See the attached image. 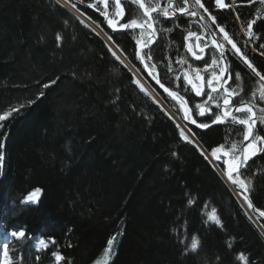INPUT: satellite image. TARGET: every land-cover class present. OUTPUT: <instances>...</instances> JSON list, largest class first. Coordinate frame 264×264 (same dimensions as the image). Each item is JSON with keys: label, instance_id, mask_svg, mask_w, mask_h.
<instances>
[{"label": "trees", "instance_id": "1", "mask_svg": "<svg viewBox=\"0 0 264 264\" xmlns=\"http://www.w3.org/2000/svg\"><path fill=\"white\" fill-rule=\"evenodd\" d=\"M175 2L183 5V0ZM225 2L231 8L219 10L213 2L210 10L229 31L241 33L237 12L245 22L260 17L254 31L261 38L255 44L264 43V4ZM123 3L128 18L139 16L137 5ZM79 8L133 64V37L139 33H112L99 11ZM160 20L158 28L173 31L160 33L153 54L179 67L183 37L200 24L190 16ZM57 34L63 37L60 47ZM246 39L241 34L242 49L264 68V56L253 52V44L244 45ZM239 66L246 73L248 99L254 85L246 67ZM57 78L51 87H41ZM40 91L45 95L37 100ZM161 96L171 109L175 103ZM29 100L35 103L0 122V231L24 228L32 237L24 244L13 242L19 264H40L37 255L51 264V246L40 252L34 246L49 237L69 264H95L113 236L109 264H218L217 257L219 264H239L235 257L241 251L252 264H264V229L248 219L218 171L180 138L160 106L132 83V74L105 41L57 0H0V114ZM238 128L226 123L192 130L210 149L226 138L241 139ZM256 134L264 135V124L258 123ZM254 172L259 174L252 199L264 208V153L249 161L244 174ZM37 187L42 190L39 201L22 204L23 196ZM189 194L197 198L192 207ZM212 208L223 229L205 223ZM193 235L200 247L184 254L178 240L190 243Z\"/></svg>", "mask_w": 264, "mask_h": 264}, {"label": "snow or ice", "instance_id": "2", "mask_svg": "<svg viewBox=\"0 0 264 264\" xmlns=\"http://www.w3.org/2000/svg\"><path fill=\"white\" fill-rule=\"evenodd\" d=\"M77 2L83 3L84 0H77ZM77 2L57 0V4L61 7H70L79 13L80 17L84 18L80 22L86 27L95 25L96 28L103 31L101 25L92 21L91 17L86 16L77 7ZM213 2L219 10L231 8V5L227 4L225 0H203V2L202 0H194V4H190V0H183L182 6L174 0H166V2L164 0H131V4L138 5L139 9L142 10V15L128 18V9L125 8L122 0H92L91 3L87 4V7L99 11L104 16L108 27L112 28L114 32L139 31V35L134 36L133 39L135 40V59L141 67L132 65L129 68V65L125 64L127 55L112 36H108L106 41L109 52L125 68H129L132 73V83L154 104L160 105L161 111L176 124L180 131V138L184 142L194 145L201 156L218 171L222 179L240 197L241 205L244 207L248 219L256 223L260 229H264V208L257 206L252 199L254 177L259 173L254 172L251 176L244 174L249 167V161L264 153V135H257L255 132L258 123L264 124V68H259L253 62V58L249 57L240 45L242 34L247 37L244 40V45L253 44V52L264 56V43L255 44V41L261 38L254 31V25L260 17L245 22L242 19V14L237 12L236 20L240 21L242 25L241 33L230 32L228 24L222 23L221 17L214 15L210 10ZM246 2L251 4L252 0H246ZM260 3L264 4V0H260ZM100 4L104 5L103 11L99 8ZM194 8L196 10H193ZM201 9L206 15L200 14L199 10ZM186 16L198 17L199 21H202L200 32L187 31L183 37V46L193 61L199 62L203 67L194 68L192 64H189V68L181 74L173 68L170 58H168V63L164 64L165 58L158 59L153 54V50L154 46L159 43L161 32L171 33L173 31L172 28H158L157 25L161 24L160 18L163 17V20L167 22L173 19H183ZM86 20L90 23H85ZM193 37L196 40L195 45L191 42ZM55 39L57 46H62L63 37L57 34ZM176 63L183 65L187 64L188 60L182 55ZM240 64L246 67L249 79L254 85L250 90V98L248 99H245L246 96H249V90L244 85L246 73L244 68L239 66ZM142 73H146L167 97L175 101L171 110L163 106L161 102L163 97L156 92V89H153L155 95L145 89L141 83ZM191 73H195V75L193 76ZM58 79L44 83L41 87L47 89L56 84ZM173 80L175 81L174 88L171 86ZM44 95L45 92L40 91L36 99L39 100ZM33 103L35 101L29 100L26 104H20L4 111L0 114V122L12 117L15 113L21 112L24 107L31 106ZM176 105L179 106L178 109ZM229 122L234 126H239L236 134L242 135V139L230 140L226 138L225 142L212 146L210 149L202 145L196 132L189 127V125H194L195 128L203 131ZM2 146L0 145V147ZM172 154L173 156L177 155L176 152ZM41 191V188L38 187L33 189L23 196L20 202L25 205L37 203ZM196 203L197 198H192L189 194L188 206L192 207ZM204 207L207 208V205L205 204ZM205 215V223L214 224L221 229L224 228L215 208L206 212ZM173 231L175 232L176 229L174 228ZM31 239L32 237L27 234L24 228L9 230L6 241L0 244V264H19V260L22 258L16 257L13 242L18 241L24 244ZM115 239L116 236L108 239L106 247L95 264H109L113 256L112 247ZM178 242L183 245L184 254L197 252L200 247V240L197 235L191 237L190 243L187 239H180ZM50 246L52 249L51 264H69L62 252L55 250L57 241L54 237H49L47 241L39 239L35 245L37 252L48 251ZM227 247L232 249V243L228 242ZM235 258L239 264H252L251 258L245 255L243 251L237 252ZM35 259L40 264H44L40 255H37ZM217 261L219 264V257H217Z\"/></svg>", "mask_w": 264, "mask_h": 264}, {"label": "flooded vegetation", "instance_id": "3", "mask_svg": "<svg viewBox=\"0 0 264 264\" xmlns=\"http://www.w3.org/2000/svg\"><path fill=\"white\" fill-rule=\"evenodd\" d=\"M123 1H131V0H122V2ZM174 2H175V0H174ZM85 4H87V3H85ZM190 4H194V0H190ZM136 6V5H135ZM138 6V5H137ZM99 7L100 8H102V10H104V8L101 6V4L99 5ZM89 9H93V8H89ZM137 9H138V13H139V16L140 15H142V10H140L139 9V7H137ZM194 10H196L195 8H194ZM114 12V11H113ZM199 12H200V14L201 15H206V14H204L203 13V11H200L199 10ZM192 19H195V18H193V17H191ZM103 19V18H102ZM195 20H197V19H195ZM104 21V20H103ZM198 21V20H197ZM199 22V24H201V22L200 21H198ZM104 26H105V22H104ZM191 31H195V32H200L201 30H200V26L197 28V29H193V30H191ZM122 32H127V31H122ZM128 32H132V31H128ZM138 33H139V31H137ZM103 33V32H102ZM118 33H121V32H118ZM187 34V33H186ZM185 34V35H186ZM202 34V33H201ZM139 35V34H138ZM146 36H147V34H145ZM103 36L104 37H108L109 35L106 33V35L105 34H103ZM135 42V41H134ZM191 42H192V44L193 45H195V43H196V40H195V37H193V38H191ZM106 43V42H105ZM184 39H183V44H182V48H183V52H184V54H183V56L188 60V63L187 64H183V65H179V67L178 66H176V67H174V68H176L175 70H176V72L177 73H183V71L184 70H186V69H188L189 68V64H192V67H203V65L202 64H200L199 62H194L193 61V59H192V57H191V55L189 54V53H187L186 52V50H185V48H184ZM134 48H135V43H134ZM132 58L134 59V61H133V64H131V65H136L137 67H140L139 66V64H138V62L136 61V59H135V54L133 55L132 54ZM127 60H128V58H127ZM184 67V68H183ZM179 70V71H178ZM210 71V70H209ZM144 74V73H143ZM191 75H195V73H191ZM144 76H145V74H144ZM141 79H142V81L144 82V84H145V86L147 87V88H149L150 89V87L149 86H151V88H153V89H156L153 85H152V83L148 80V78L145 76V78L143 77H141ZM174 84H175V81H174ZM174 88V87H173ZM150 91L153 93V95H155L154 94V92L150 89ZM156 92H158V93H160L157 89H156ZM161 94V93H160ZM161 95H163V94H161ZM164 96V95H163ZM166 97V96H165ZM158 98H160V97H158ZM167 98V97H166ZM168 99V98H167ZM162 102V104H163V101H161ZM160 106V105H159ZM163 106H164V104H163ZM169 110H171L169 107H167ZM239 115V114H238ZM229 124L231 125V126H234V125H232L230 122H229ZM258 125V124H257ZM255 132H257V126H256V128H255ZM242 139V138H241Z\"/></svg>", "mask_w": 264, "mask_h": 264}, {"label": "rangeland", "instance_id": "4", "mask_svg": "<svg viewBox=\"0 0 264 264\" xmlns=\"http://www.w3.org/2000/svg\"><path fill=\"white\" fill-rule=\"evenodd\" d=\"M78 8H79V6H77ZM69 9L72 11V13H73V15H76L80 20L81 19H84L83 17H80V15H79V13H77L75 10H73V9H71L70 7H69ZM85 23H90V21H85ZM92 31H94L97 35H100L101 37H102V39L106 42L107 41V38L106 37H104L103 36V34H105L106 35V32H104V30L103 31H101V29H99V28H96L95 27V25H92L91 27H89ZM98 31V32H97ZM103 32V33H102ZM125 64H128L129 65V68H131L132 67V65H130V64H132L129 60H125ZM129 68H127L128 70H129ZM131 73V72H130ZM132 74V73H131ZM141 83L143 84V86L145 87V89L148 91V92H150V93H152L151 91H150V89L149 88H147L146 86H145V84H144V82L142 81V79H141ZM155 94V93H154ZM166 105V104H165ZM167 106V105H166ZM165 107V106H164ZM166 108V107H165ZM195 129V128H194ZM197 130V129H196ZM199 131V130H198ZM222 178V177H221ZM224 181V180H223ZM225 182V181H224ZM226 183V182H225ZM32 191V190H31ZM31 191H29V192H31ZM28 192V193H29ZM27 193V194H28ZM26 194V195H27ZM33 204H35V203H33ZM6 239H7V232H4V231H0V244L1 243H3V242H5L6 241ZM38 243V242H37Z\"/></svg>", "mask_w": 264, "mask_h": 264}, {"label": "water", "instance_id": "5", "mask_svg": "<svg viewBox=\"0 0 264 264\" xmlns=\"http://www.w3.org/2000/svg\"><path fill=\"white\" fill-rule=\"evenodd\" d=\"M73 1L77 2V0H73ZM77 4H78L79 7L89 9V7H87V4H85V3H79V2H77ZM101 6L104 7L103 4H101ZM193 10H194V9H193ZM99 15L103 18V20H104V22H105V27H106L110 32H112V33L122 32V31H115V32H114V31L112 30V28L108 27L107 22H106L104 16L101 15L100 13H99ZM178 15H179V14H178ZM195 19H197V20L199 21L198 17L195 18ZM200 22L202 23V21H200ZM99 37H101V36L99 35ZM101 38H102V37H101ZM138 64H139V63H138ZM139 66H140V65H139ZM140 67H141V66H140ZM144 74H145V76L148 78V80L152 83V85H153V86H154V87H155V88H156L161 94H163L164 96L167 97V95L163 93L162 89H159V86L156 85L155 82H154L150 77H148L146 73H144ZM167 98H169V97H167ZM169 99H171V98H169ZM173 102H175V101H173ZM184 123H187V122H184ZM189 127H191V128H195L194 125H189ZM195 129H197V130H199V131H202V130H200V129H198V128H195ZM203 131H205V130H203ZM226 184H227V183H226ZM227 185H228V184H227ZM228 187H229V188L231 189V191L233 192L232 188H231L229 185H228ZM233 194H234V195L237 197V199L240 201V197H238L234 192H233ZM240 203H241V202H240Z\"/></svg>", "mask_w": 264, "mask_h": 264}, {"label": "bare ground", "instance_id": "6", "mask_svg": "<svg viewBox=\"0 0 264 264\" xmlns=\"http://www.w3.org/2000/svg\"><path fill=\"white\" fill-rule=\"evenodd\" d=\"M73 2H75V1H73ZM77 6H78V4H77ZM103 7V6H102ZM104 8V7H103ZM66 9H68V11H70L71 13H72V11L69 9V8H66ZM76 16V15H75ZM77 17V16H76ZM98 32V31H97ZM240 202V201H239ZM37 244V242H35L34 243V246Z\"/></svg>", "mask_w": 264, "mask_h": 264}]
</instances>
